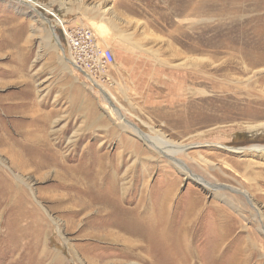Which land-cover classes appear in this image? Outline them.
Instances as JSON below:
<instances>
[{
  "label": "rangeland",
  "instance_id": "374dc122",
  "mask_svg": "<svg viewBox=\"0 0 264 264\" xmlns=\"http://www.w3.org/2000/svg\"><path fill=\"white\" fill-rule=\"evenodd\" d=\"M49 11L114 55L77 98ZM42 129L72 174L13 164ZM147 214L172 254L124 243ZM180 261L264 264V0H0V264Z\"/></svg>",
  "mask_w": 264,
  "mask_h": 264
},
{
  "label": "bare ground",
  "instance_id": "6f19581e",
  "mask_svg": "<svg viewBox=\"0 0 264 264\" xmlns=\"http://www.w3.org/2000/svg\"><path fill=\"white\" fill-rule=\"evenodd\" d=\"M56 19L58 20V24H61V25L63 24V22L61 20H59L57 17H56ZM31 143H32V145H30ZM33 143H35L36 145L33 146ZM154 143H157V145H159L161 147L164 146V145H161L162 143H160L159 141L158 142L156 141ZM46 144H47L46 137L29 135L28 136V143L26 145L20 146L19 151H16L13 153L9 152L11 154L12 161H14L13 164H20L23 161V162H25L23 164H27L28 168H32L38 173L40 171L46 169V168L51 167V166H56V165L62 166L60 163V160L58 158H52V154L46 149ZM171 146L172 145H170V147ZM170 147L166 148V150H165L166 153L175 154L177 152L182 151V149L184 148V147L179 146V147H176L175 149L173 148L171 150L172 147L171 148ZM255 150H258V149H255ZM33 156H36L35 160L32 159ZM38 156L43 157V159L38 158ZM62 169L64 170L65 173L67 172L68 174L69 173L72 174V170L70 168H67L66 170L64 168H62ZM107 174H108V171H107L106 166L103 168V167H99V165H98L97 169H95L93 171V176H92V181H91L92 188L96 189V190L102 188L101 186H104L102 183V180L106 177ZM82 176L83 175L80 174V177H82ZM104 180H107V178ZM100 181H101L102 185L100 184ZM114 181L115 180H113V181L111 180V182H110L111 185L108 184L109 186H107V192L108 191L110 192V191L118 188V187L114 186V184L117 181H115V182ZM109 199H111V198H109ZM94 201H96V199H94ZM92 203H94V202H92ZM111 206H113V204ZM107 207H108V205H107ZM139 215H141V214H139ZM140 218H142V217H140ZM162 219H163V217H161V216L153 215V214L152 215L147 214L144 218H142L143 222H139V221L134 222L133 220H130V222L127 221V222H129L128 224L133 225L135 227V230L134 231L128 230L130 232V236H128V237L125 236V238L123 239L124 243L126 245H129L128 246L129 248L144 249L147 251L149 250V252H151V250L154 249L155 245L165 244L170 253L174 252V250L176 248H178V246H181L182 244H178V245L177 244L173 245L171 243H168L171 245L166 244L167 242H169L172 239V237H171V235H170L171 233L169 232L168 229L166 230V229H163L161 227V220ZM180 249H182L185 252L187 247L185 245H183ZM180 263L183 264L184 261H183V263L180 261Z\"/></svg>",
  "mask_w": 264,
  "mask_h": 264
},
{
  "label": "built area",
  "instance_id": "2783aa9c",
  "mask_svg": "<svg viewBox=\"0 0 264 264\" xmlns=\"http://www.w3.org/2000/svg\"><path fill=\"white\" fill-rule=\"evenodd\" d=\"M52 11H49L51 16L56 19L55 15H57L64 22L60 26L61 33L66 37L67 44L65 49L62 47L60 49L64 56L67 54V62L72 68L90 79L91 74L96 75L106 65L113 63V52L107 48H101L92 32L83 28L66 29V20Z\"/></svg>",
  "mask_w": 264,
  "mask_h": 264
},
{
  "label": "crops",
  "instance_id": "0c3cea01",
  "mask_svg": "<svg viewBox=\"0 0 264 264\" xmlns=\"http://www.w3.org/2000/svg\"><path fill=\"white\" fill-rule=\"evenodd\" d=\"M62 11V12H61ZM60 12V14H62L63 13V9L61 10ZM62 16L63 17H65V16H67V18L71 21V20H73V21H75V22H73L72 23V25H77V23L79 24V23H81V24H79V25H85V23H82V21L80 20V19H76V16H72V17H69V15H68V13H66V12H64L63 14H62ZM111 64H109V65H106L105 67H108V66H110ZM70 66V65H69ZM104 67V68H105ZM70 69H71V72H72V76L70 77V79H71V81H69L71 84H74V87H72L73 88V92L74 93H71V96L73 97V98H77V96L75 95L76 94V92L75 91H77L79 88H80V86L83 88V86H84V84L83 83H85L87 86H93V84H95V83H92V82H90L91 80L88 78V77H86L83 73H81V72H79V71H77V70H75L74 68H72L71 66H70ZM72 77H74V80H73V78ZM74 82V83H73ZM79 87V88H78ZM81 88V89H82ZM81 92H83V90H81ZM87 105L89 106V105H91V102H87ZM87 110V107H86V109L84 110V111H86ZM89 111H90V106H89V109H88ZM90 115H92V114H90ZM93 120H95V121H98L97 120V118H95V117H92V116H89V119H87V122H86V124H85V126H84V129H86V130H92L94 127H96V123H94L95 121H93ZM92 121V122H91ZM87 124H89V126L90 127H87ZM89 128V129H88ZM39 133V132H38ZM29 135H36V136H42V137H46L47 138V134H46V132L42 129V133L41 134H33L32 132H29L28 133ZM47 140V139H46ZM46 149L50 152V153H52L53 152V149H52V145H48L47 147H46ZM51 167H56V168H58V167H61V169L62 168H64L63 166H59V165H56V166H51Z\"/></svg>",
  "mask_w": 264,
  "mask_h": 264
}]
</instances>
